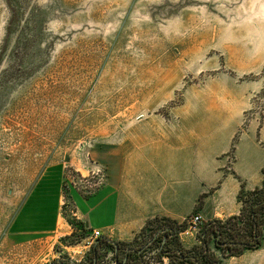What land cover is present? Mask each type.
Returning <instances> with one entry per match:
<instances>
[{
  "label": "rangeland",
  "instance_id": "rangeland-1",
  "mask_svg": "<svg viewBox=\"0 0 264 264\" xmlns=\"http://www.w3.org/2000/svg\"><path fill=\"white\" fill-rule=\"evenodd\" d=\"M263 88L264 0H0V264H87L98 191L163 128L261 187Z\"/></svg>",
  "mask_w": 264,
  "mask_h": 264
},
{
  "label": "crops",
  "instance_id": "crops-1",
  "mask_svg": "<svg viewBox=\"0 0 264 264\" xmlns=\"http://www.w3.org/2000/svg\"><path fill=\"white\" fill-rule=\"evenodd\" d=\"M202 130L191 129L186 136L176 130L171 138L164 136V128L154 132L156 139L146 144L145 152L131 154L128 169L112 175L98 191L97 209L106 220L90 229L115 242H131L154 217L183 222L198 214L205 223L239 215L243 180L233 170L222 168L217 153L203 157L188 149L184 154L191 144L212 137L200 134ZM202 195V207L196 211ZM81 212L85 217L84 209ZM180 239L187 249L198 243L197 237L186 233L180 234ZM216 253L221 264H264V243L240 256L224 258Z\"/></svg>",
  "mask_w": 264,
  "mask_h": 264
},
{
  "label": "trees",
  "instance_id": "trees-1",
  "mask_svg": "<svg viewBox=\"0 0 264 264\" xmlns=\"http://www.w3.org/2000/svg\"><path fill=\"white\" fill-rule=\"evenodd\" d=\"M264 96V88L261 92ZM264 175V168L262 170ZM196 211L202 207V200ZM241 204L239 215L225 220L214 219L203 223L197 236L199 244L186 249L180 234L187 229V222H178L168 217H154L141 230V236L148 240L139 247L125 242H115L101 236L92 245L87 264H137L151 245L158 243L160 255L171 264H221L216 252L224 258L242 255L246 250L258 249L264 243V179L261 187L248 191L242 183L238 195ZM139 236L136 237V239ZM104 248L109 249L105 251ZM106 252L113 253L111 262H103ZM135 262V263H134ZM50 264H67L63 259H55Z\"/></svg>",
  "mask_w": 264,
  "mask_h": 264
},
{
  "label": "built area",
  "instance_id": "built-area-1",
  "mask_svg": "<svg viewBox=\"0 0 264 264\" xmlns=\"http://www.w3.org/2000/svg\"><path fill=\"white\" fill-rule=\"evenodd\" d=\"M187 222V229L185 230V232H182V233H186V234H191V235H196L198 236V234L200 233L201 231V227L203 225V222H202V219L201 217L198 215V214H194L192 216H190L188 219L185 220ZM181 233V234H182ZM92 237L95 238V240H97L99 237H101V232L98 231V230H94L92 232ZM149 249H147L144 254H143V258H146V253L149 252L148 251ZM154 252H158L160 253V250H159V247L157 248L156 251ZM113 257V255H112ZM112 257H111V261H112ZM110 258V257H109ZM162 259L164 262L165 259H164V255L162 256ZM109 261V262H111ZM162 262H160V264H162ZM113 264H115V262L112 261ZM135 263V262H134Z\"/></svg>",
  "mask_w": 264,
  "mask_h": 264
}]
</instances>
